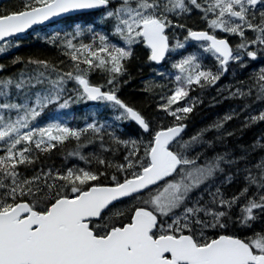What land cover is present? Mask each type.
I'll return each instance as SVG.
<instances>
[{
    "label": "snow or ice",
    "instance_id": "obj_1",
    "mask_svg": "<svg viewBox=\"0 0 264 264\" xmlns=\"http://www.w3.org/2000/svg\"><path fill=\"white\" fill-rule=\"evenodd\" d=\"M49 27L66 59L0 75V264H264V132L226 128L264 123V0H10L0 55ZM138 53L145 108L122 96ZM213 88L243 106L187 135Z\"/></svg>",
    "mask_w": 264,
    "mask_h": 264
},
{
    "label": "trees",
    "instance_id": "obj_2",
    "mask_svg": "<svg viewBox=\"0 0 264 264\" xmlns=\"http://www.w3.org/2000/svg\"><path fill=\"white\" fill-rule=\"evenodd\" d=\"M10 3V0H3L2 6H6ZM190 26H197L198 21L195 16L187 21ZM40 34H30L25 37L19 48H15L6 55L0 56V64L6 65L5 72L0 73V75L6 73H18L24 69L25 65L17 63L13 65L11 63L12 59L19 56L22 61H27L31 58L48 59L51 61H56L57 59L64 58L54 47L45 43L40 37L44 35L45 32H51V27L44 30H39ZM139 58L133 59L129 65L130 76L125 77L127 83L122 86V96L130 103H134L136 106L145 108L149 104L154 103L151 95H146L143 91L144 84L149 80H159L156 77L153 67L149 65L148 62L143 57V53H138ZM64 67H67L65 63ZM253 70L249 68L247 71H238L232 74H228L222 77L221 81L218 82L217 86L229 84H235L238 80H245ZM98 78L95 74L93 79ZM198 94V93H194ZM227 93H225V96ZM202 103H199L194 108V111L189 114V119L187 120V125L189 127V134L192 135L199 131L201 128L206 127L211 124L217 118L223 116L230 109L235 108L237 112L243 106L244 101L239 99H224L219 96L215 88L207 91L202 95ZM183 105V101L180 102ZM247 103L251 105V111L255 114V111L264 107V103L260 101H255V96L249 98ZM75 115H90L95 112L92 107L85 108L83 105H73ZM247 112L241 114L238 119H233L226 124V128L229 131H234V135L228 137V144L231 147H235L237 144L240 145H251L256 138L264 132V123H260L248 128H242L241 124L244 115ZM72 145H68L71 148ZM59 155V154H58ZM55 163L59 164L60 159L57 158Z\"/></svg>",
    "mask_w": 264,
    "mask_h": 264
}]
</instances>
